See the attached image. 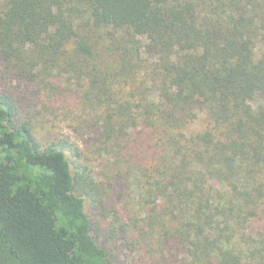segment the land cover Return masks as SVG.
I'll list each match as a JSON object with an SVG mask.
<instances>
[{
  "label": "trees",
  "instance_id": "trees-1",
  "mask_svg": "<svg viewBox=\"0 0 264 264\" xmlns=\"http://www.w3.org/2000/svg\"><path fill=\"white\" fill-rule=\"evenodd\" d=\"M0 264H264V0H0Z\"/></svg>",
  "mask_w": 264,
  "mask_h": 264
},
{
  "label": "rangeland",
  "instance_id": "rangeland-1",
  "mask_svg": "<svg viewBox=\"0 0 264 264\" xmlns=\"http://www.w3.org/2000/svg\"><path fill=\"white\" fill-rule=\"evenodd\" d=\"M69 122H62V123H57L56 127L53 128V130L49 133V132H43V139H45V142L47 140V142H56V141H61V142H67L72 144L74 147H80L83 148V141H82V137H80L77 133H75L72 128L69 125ZM199 123L195 124L194 126H198ZM93 168V178L94 179H99V175H102L103 169H102V163H95L93 165H91ZM120 172L128 177H131V172L132 170H130L129 167H126L124 163L120 164ZM89 206V205H88ZM106 214L108 215L109 213L104 209L102 212V216L100 217V221L101 220H106L107 222H114V216L112 215V213L109 214V217L107 219ZM99 217V216H98ZM105 221V223H106ZM104 225V223H103ZM105 225H108L109 227H111L112 225L110 223H107ZM106 228V226H105ZM111 232V230H110ZM101 240L102 242L105 244V246L107 247H111L113 244V238L109 235V234H103L101 236ZM122 257L125 258V252L124 254H122Z\"/></svg>",
  "mask_w": 264,
  "mask_h": 264
}]
</instances>
